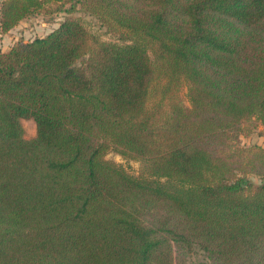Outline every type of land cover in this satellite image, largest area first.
I'll return each instance as SVG.
<instances>
[{
	"label": "trees",
	"instance_id": "16d2710c",
	"mask_svg": "<svg viewBox=\"0 0 264 264\" xmlns=\"http://www.w3.org/2000/svg\"><path fill=\"white\" fill-rule=\"evenodd\" d=\"M150 1L1 2L4 33L68 15L0 50V264H264V0Z\"/></svg>",
	"mask_w": 264,
	"mask_h": 264
},
{
	"label": "rangeland",
	"instance_id": "374dc122",
	"mask_svg": "<svg viewBox=\"0 0 264 264\" xmlns=\"http://www.w3.org/2000/svg\"><path fill=\"white\" fill-rule=\"evenodd\" d=\"M0 0V20H1V2ZM125 3H128L133 9H150L153 6L150 0H122ZM71 4H67L66 8H70ZM77 15L83 16L88 22L92 24L95 28L99 29L101 32L106 31V27L101 25V22L98 18L87 11L82 9L81 4L77 5ZM68 14L62 13H53V14H35L30 16L29 18L23 20L15 29L8 32L5 36H0V50L2 48L8 49L12 46L13 43L18 42L20 40L30 41L38 36L47 35L53 29H55L60 22H62ZM262 29L264 30V21L262 24ZM7 36V37H6ZM5 39V40H3ZM182 96L186 102V105H190L189 99V87L185 85L182 90ZM21 122L23 124L25 130V137L27 139H32L37 134L36 122L33 118H22ZM264 127L259 126L255 128V130L250 135H241L240 136V144L244 146H249L253 144H261L264 145ZM220 147H222L220 145ZM211 149H214L211 148ZM105 158L121 165L124 169H126L129 173L138 176L141 170V160L132 158L130 156H126L120 154L114 149H109L105 155ZM251 179L256 183L264 182V177H260L258 175L251 176ZM169 214L168 207L165 205L155 207L144 214V220L151 224L156 225L162 218L167 217ZM193 261L195 264H211L210 260L207 259L204 254L197 250L192 254Z\"/></svg>",
	"mask_w": 264,
	"mask_h": 264
},
{
	"label": "crops",
	"instance_id": "0c3cea01",
	"mask_svg": "<svg viewBox=\"0 0 264 264\" xmlns=\"http://www.w3.org/2000/svg\"><path fill=\"white\" fill-rule=\"evenodd\" d=\"M23 22V21H22ZM5 35H7V33H4V32H2V30H1V26H0V36H5ZM7 37V36H6ZM3 40H5V39H3ZM0 46H1V44H0ZM5 49V48H4Z\"/></svg>",
	"mask_w": 264,
	"mask_h": 264
}]
</instances>
